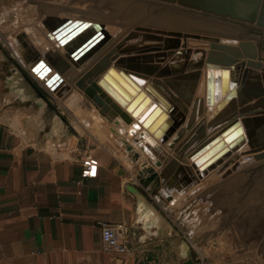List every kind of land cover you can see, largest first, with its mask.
<instances>
[{"label": "crops", "instance_id": "crops-1", "mask_svg": "<svg viewBox=\"0 0 264 264\" xmlns=\"http://www.w3.org/2000/svg\"><path fill=\"white\" fill-rule=\"evenodd\" d=\"M60 13L58 9L46 11L45 20L51 17L50 14L59 19ZM48 23L51 22L48 20ZM48 23L45 26L50 28ZM254 40L258 44V39ZM263 52L260 54L264 59ZM36 57L37 54L29 52L27 60L33 62ZM91 59L83 61L78 68L71 66L68 72L65 71L66 80L59 77L61 83L52 92L56 93V98L62 93L57 109L61 115L67 114L71 118L67 117V120L76 128L78 138L66 131L60 118L49 122L40 103L33 104V110L31 106H22L0 115V264H184L194 253L200 259L194 264H264V247L252 249L246 243V239L264 233V213L257 217L244 214L231 219L236 223L231 231L217 227V222L223 224L226 219L210 221V218H205L207 222L199 237L230 239V244L213 243L203 252L199 246L192 244L185 228L173 218L167 202L168 196L174 200V191L186 193L187 188L192 186L185 179L186 175H195L188 154V165L171 162L174 135L161 144L148 132L147 138L151 137L161 151L151 145L141 149L138 143H133V139L143 127L129 112L112 103L117 107V116L124 114L132 120L126 127L115 125L114 121L109 122L99 114V108L90 99L82 98V90L89 87V82L85 81L78 87L77 81L90 68ZM29 70L32 74L33 70ZM104 70L90 79L95 82ZM198 84L187 106L186 128L202 122L205 124L216 110L215 105L211 106L213 109L202 102L205 92L198 89ZM178 90L182 97L189 93L188 88ZM163 91L164 94L160 95L164 104L169 99L183 101L174 91L164 88ZM100 92L96 91V96L108 98L103 91ZM254 102L253 98L250 104ZM167 110L168 119L160 128L158 124L156 127L161 130V135L168 129V121L172 120L169 107ZM221 125L208 128L204 140L215 135ZM118 129L122 131L120 137L127 139L139 152L137 163L126 160L125 149L117 142ZM189 138L192 141L193 137ZM188 143L189 139H186V145ZM233 157L215 169L213 182L210 178L212 180L214 170L206 173L202 177L206 180L200 187L205 189L206 194L213 190V196L221 206L225 203L224 199L240 202L242 192L247 189L248 193L239 204V207L242 204L247 207L246 203H251L249 200L255 201L252 198L255 191L264 189V178L257 188L248 189L252 162L243 161L241 166H237L243 157L240 156L227 166ZM157 159L161 160L163 171L158 173L160 200L154 201L146 193L147 189L142 187L137 167L141 162H147L149 166ZM86 164L96 166L94 175L86 174ZM180 166L184 168L182 173H178ZM160 168L155 167L156 171ZM263 196L261 199H264ZM99 221L126 226L121 237L126 243V252L117 253L104 246Z\"/></svg>", "mask_w": 264, "mask_h": 264}, {"label": "bare ground", "instance_id": "bare-ground-1", "mask_svg": "<svg viewBox=\"0 0 264 264\" xmlns=\"http://www.w3.org/2000/svg\"><path fill=\"white\" fill-rule=\"evenodd\" d=\"M121 2H122V0H121ZM139 3L147 4L148 6L162 7L167 11H171L172 13L177 11V12H179V15L181 14L180 17L185 16L186 18L190 17L192 19H197V20H198V18L210 20L211 22L216 23L218 25H223V26H219L218 28H221V30H224L227 32L226 35H228V36H226V37L231 36L232 38L223 39L220 36H212L209 34H205V35L196 34L195 35V34L187 33L185 30H184L185 32L181 31V30L174 32L173 37H168V36L156 34V33H162V34L165 33L163 31L164 27H161L160 25H159L160 26L159 27L156 25L157 19H155V18L153 19V17H151L150 20H148L147 22H143V20L140 21V19H138V20L135 19V18H138V16L142 18V16H140V9L138 6ZM107 4H111L118 11V13L113 14L114 16L112 18L114 20L113 19L106 20L105 18H103V16H105L103 14V11H105V10H103L101 12L103 14L101 17L100 16H98V18L93 17L96 20H93L92 18L88 19V18H83V17L82 18L65 17V19H57L56 17H52V15L50 14L51 17H49L48 19H49V22H51V23L49 24L47 22L49 24L50 28L47 32L45 31V33H46L45 36L40 37V39H39V38H37V35H36V34L39 35V33H35V35H34V33H31L32 35H34L33 41H31V39L29 40L28 37L26 36V38L28 39V41H26V43H27L26 52H28V53L23 52L22 55H20V56L18 55V58L21 60L22 63L25 62L29 69H31V67L38 60L43 59L45 61L51 57L52 58L53 57L54 58L59 57V58H62L63 60H65L66 62H69L70 63V69L72 68L71 66H73L74 68H78V66L83 61L93 58V59H91V62H90L91 63L90 68L87 70V72H85V74L80 76L79 80H82V82L80 83V85L78 87H81L82 83H84L85 81H88L89 86H91L93 80H91L90 78H92V75H96L104 69H105L104 73L107 72L109 68H112L116 72H119L120 70H122L124 73H126L127 76H129L130 73L133 74L134 76L137 77L139 83L136 82L135 80H133V81L136 83V85L141 90H143L145 92L146 95L149 96L150 100H153L156 103V105H159L163 109V111L167 110L168 107L171 110V112L169 111L170 112L169 115L171 116L172 120L170 119L168 121V124H169L168 129L165 130L164 134H162V135L160 134L157 137L158 140H160V143L164 144V143H166L167 139H170L173 135H175L176 131L184 124L185 119H186L187 106L190 105V99L192 98L191 95L194 91V88L197 86L198 81H199L198 85H201V82H202V86H201V89L203 90L202 93L205 92V72H206L207 66H206L205 62L203 63V65L200 64V61H202V60L204 61V59H206V57L208 56L209 52H212L211 54L214 56H217V57H224L225 55L230 56V57L233 56V53L230 54L228 51L226 52V51L221 50V49L211 48V44L218 42L221 44L236 46L238 44L239 40L247 39L245 36H243V34L241 32L242 31L247 32L248 30H245V31L241 30V32H239L238 29H236L237 28L236 24H234L233 22H231L229 20L219 19L217 17L204 14V13L197 11V10L184 8L180 5H171V4H167V3L165 4V3L157 2L154 0H123L122 3H120L118 0H108ZM109 6H108V9L110 8ZM130 7H132V8H130ZM133 12H134V14H132ZM118 16H121V17L118 18ZM31 18H33V16ZM67 20H69V21L77 20V21L92 22V23L97 22V23H100L102 25V29H101V33H100V35L103 36L102 39L95 45V48L92 50V53L89 56H87L85 59H83L81 62H78L77 65L72 64L68 59H66L67 49L72 47L77 41H79L83 37H85L86 34L88 33V29L84 30L80 35L75 37V39L70 41L68 44L61 46L58 43V41L56 40V38L54 37V35H52L51 31L57 25H59L60 22L67 21ZM177 20L184 22V21H182L183 19L181 20L180 18H177ZM120 21H121V23H117ZM181 22H180V24H182ZM106 23H108V25H106ZM120 25H123V28H120L119 27ZM119 29H123V30L119 31ZM169 32L167 30V33H169ZM211 33L216 34V35H220L219 33H214V31ZM169 35H172V34H169ZM181 35H182V37L186 36V38H185L186 41L184 40L186 46L188 45V43L190 41H194L196 43L198 42L196 44L198 46H195L194 49L186 47V46L183 47L182 46V40L180 38ZM28 36H30V35H28ZM112 36H115V37H112ZM221 36H222V34H221ZM166 51H170L169 54L167 55V57H165ZM29 52L37 54L38 58L34 62H28V60H27L28 56H29ZM164 58H166V61H168V62L164 63L163 62ZM261 59H262V62H264V59L263 58H261ZM244 60H245V58H244ZM169 61H171V62H169ZM241 61H243V59H239L238 63L240 64ZM160 62H163V64H158ZM105 63H106V65L104 66L103 64H105ZM131 65L137 66L139 68V71L137 72L135 70L129 69L128 66H131ZM117 66L122 68V69L118 68ZM95 67H98L99 69L98 70L96 69V71L93 72L92 69ZM262 70L264 71V69H253L252 70L253 71L252 73L260 75V77H258V78H253V76L250 77V72L248 70L245 73V75L244 74L240 75L239 81H241V83L245 82L244 86H245V89H247V88H249L248 83L249 82L253 83L252 80H255L256 81L255 83L260 84V86L264 89V76L262 74ZM55 71L56 70H55L54 66H52V67H50V71L45 73L43 76L38 77L34 73H32V76L40 84L45 85L47 83V85L51 86L52 89L57 90L56 87H58V85L61 83V80L59 79V77L65 79L64 74H66V72H68L69 69H68V71L63 72L62 74L61 73L59 74ZM15 72L16 73L14 74V77H13V85L18 88V93H20L24 89H23V84L19 82L18 74H20V70L17 66L15 68ZM54 72L56 73L57 78L54 77L55 76ZM104 73L102 72V75L99 76L97 78V80L101 79L103 77ZM67 74H69V73H67ZM51 77H53L52 80H50ZM48 79L50 81H48ZM79 80L77 82H79ZM97 80L95 81L97 84V87L94 88L95 90L92 93H90V92L85 93V90L87 88L82 90V93H83L82 98L90 99L97 107L99 106L98 103H100L102 106H106L109 111L111 110L115 113H116L115 110L117 109V107L113 104H116V105L122 107V109H123L124 106L121 105L120 102L113 95H111L101 85H99ZM239 81H238V83H239ZM259 81H262V82H259ZM182 85H185V87L189 89V93L185 97L184 96L182 97V95H180V91L178 90L182 87ZM64 88H65V90H67L66 87H64ZM163 88L168 90V91H170V90L174 91L179 96H181L183 101H180L178 99H173V100L169 99L168 102H166L164 104V100H162L161 95H160V94H164ZM46 89H48V88L46 87ZM146 89H148L149 92H147ZM182 90H184V89H182ZM96 91L97 92L103 91L106 94V96H108V98H105L104 95H102L104 98H101L100 96L99 97L96 96V93H95ZM170 93L172 94V92H170ZM246 94H250L249 90H247V92L245 93V95H244L245 97L242 94V97H244L245 101L242 104H240V98L236 92V96L234 98L228 99V101L225 103L224 106L219 108L217 111L215 110V112L213 111L214 115L211 117L210 120H207L205 122V124H204V122L199 123L190 129L189 135L193 137L192 141H197V140L204 138V135L206 134L205 133L206 129H208V128L216 125V124L222 123L220 128H218L219 130H217L218 132L213 136L206 137L205 140H203L201 142V144H199L193 150L192 154L196 150H198V148L200 146L206 144L208 141H210L215 136H217L221 131L226 129L230 125V123L232 122V119H233L232 116L236 115V113L239 114L241 108H246V107L252 105V104H250V101L253 98L250 99ZM61 96H62V93L59 95V97H61ZM132 97H133V95H132ZM204 97H205V95H204ZM263 97H264V94L262 96H258L256 98H254L255 102H257L260 99H263ZM95 99L98 101L96 102ZM37 102L41 103L40 101H37ZM219 102L220 101L214 102L211 105H207V104H205V105L210 107V108H213L211 106L215 105L216 109H217L218 108L217 105ZM64 103L67 105L66 101ZM106 104H110L112 107L109 108V105H106ZM162 105L165 107V109L163 108ZM256 110H260V108H258ZM125 111L128 112L126 109H125ZM225 111H228V113L230 114V116H227V118H226L228 120L225 119V121H223V119H222L220 121L215 122V118L220 113H225ZM211 113H209V115ZM165 114H166V116L164 119H162V121H161L162 123L160 122L161 124L159 123L158 124L159 126L157 125L159 128L161 127V125H163L165 123L164 121H166L168 119V114L166 113V111H165ZM207 114H208V112H207ZM224 115L226 116L227 114H224ZM130 116H132L131 113H130ZM243 116H251L252 117L255 115L244 113ZM119 118L120 117L116 115V119H119ZM112 121H114V120H112ZM130 121H132V120H130ZM119 124H123L122 126L126 127V124L122 123L121 121ZM241 126H242V130H243V135H245L246 131H247V127L243 122H241ZM156 127H155V129H156ZM143 129H144V127H143ZM121 133H122V131H120L119 129L116 132V134L119 137H120ZM149 133H152V132H148V134ZM120 138H122V137H120ZM147 139L152 141V144H150L151 146H153L157 151H159V152L161 151L160 146H155V142L151 137H149ZM134 144H136V143H134ZM234 144H235V141L229 143L228 144V146L230 148L229 152L225 156H223L220 159H218L217 161H215L211 166L207 167L206 169H204L202 171L199 170V168L197 166H194L193 160L191 159L192 154H190V155L188 154V158H190V160H191V166H192L191 168L194 169V171H195L194 174L196 175V177L202 178L206 173H208L212 170H215L226 159H228L229 157H231L234 154L236 156L235 160L232 162L228 161L227 166L230 165L229 163H231V164L234 163L240 156H245V155L249 156V154L247 152L250 150V148L247 144V137L245 139V142L241 146L234 148L235 150L232 151L233 149H231V147ZM238 152H240V153L238 154ZM155 161L156 160H154V162ZM186 163H187V161H186ZM187 165H188V163H187ZM224 165H225V163L223 164V167H224ZM227 166H225V167H227ZM160 167H162V165ZM183 171H184V168L182 166H180L178 169V173H182ZM175 173H176V171H175ZM195 175L192 177L186 175V177H185L186 183L191 182L194 179ZM143 181L145 184H147L149 186L150 189H156V188L160 187V176H159V174L157 175V177L149 179V176L147 175V173L143 171ZM169 197L170 196H168V198Z\"/></svg>", "mask_w": 264, "mask_h": 264}, {"label": "water", "instance_id": "water-1", "mask_svg": "<svg viewBox=\"0 0 264 264\" xmlns=\"http://www.w3.org/2000/svg\"><path fill=\"white\" fill-rule=\"evenodd\" d=\"M161 3H167L171 5H180L184 8L200 11L204 14L217 17L219 19L229 20L236 25L242 27V30H249L250 27L257 29L259 32L264 33V0H154ZM49 20V19H48ZM48 20L44 21L47 25ZM88 29V33L81 40L77 41L72 47L67 49L66 59L72 64L77 65L87 56L92 53L95 45L102 39L101 29L102 25L97 22H82V21H62L52 31V35L56 38L61 46L68 44L75 39L84 30ZM211 48L221 49L228 51L233 56L217 57L212 55V52L208 53V56L204 61H200V64L206 63L207 69L205 72V97L202 102L207 105H211L214 102H218V108L216 111L225 105L228 99L234 98L236 92L240 98V104L244 100V95L249 90L250 94H246L250 99L262 96L264 89L258 83H248L249 88L245 89V82L239 81L240 75L249 70L250 77L258 78L260 75L252 73L253 69H264V62L260 58V50L258 44L254 39H241L236 46L226 45L221 43H212ZM231 51V52H230ZM38 57H36L37 59ZM48 58V57H47ZM245 58V60H244ZM35 59V60H36ZM239 59L243 61L238 63ZM34 60V61H35ZM33 61V62H34ZM49 63H48V62ZM102 63V62H101ZM54 66L57 73H63L70 68V63L66 62L62 58H48L47 60H38L31 69L38 77L43 76L50 71L51 65ZM104 66L106 65L103 64ZM226 67V68H225ZM19 68V67H18ZM129 69L139 71L137 66H128ZM98 70V67L92 69L93 72ZM20 70L21 83L23 89L21 92L24 95H28L32 98V101H40L41 109L44 112L47 120L50 122L56 117L60 118L62 125L67 132L72 133L75 137H79V133L70 124V122L60 114L57 107L52 104L41 92V90L34 84V82L27 76L25 72ZM264 76V71L262 70ZM87 75V74H86ZM57 75L55 73V76ZM53 77L50 78L52 80ZM48 79V81H50ZM139 83L136 76L133 74L126 75L122 70L119 72L109 68L107 72L103 74V77L98 80V84L101 85L106 91L113 95L124 108L134 116L135 120L144 127V129L133 139L134 143H138L141 149L145 150V146L152 144V141L147 139V132H152L155 137H158L161 133L160 129H155L162 119L165 118V111L153 100H150L149 96L141 90L136 83ZM239 81V83H238ZM82 80L77 82L80 85ZM238 84V85H237ZM97 87L96 82H92L85 93H92ZM147 92L148 89H146ZM242 94L244 97H242ZM133 95V97H132ZM226 95V96H225ZM223 97V98H222ZM247 97V98H248ZM97 102L98 100L95 99ZM99 104V114L105 117L108 121L114 120V124L120 123L128 124L129 118L120 114V118L116 119V113L109 111L106 106ZM163 106V105H162ZM165 109V107L163 106ZM260 108V110H256ZM244 113L254 114L255 116H243ZM224 114H227L226 116ZM230 116L228 111L220 113L216 118V121H220ZM232 122L230 125L221 131L217 136L208 141L206 144L200 146L192 155L194 166H197L199 170H204L211 166L215 161L225 156L229 152L228 144L235 141V144L231 147L234 148L241 146L247 137V144L250 150L247 152L251 156H245L243 161H259L264 159V97L263 99L254 102V104L241 108L239 114L232 116ZM228 120V119H226ZM214 121V120H213ZM243 122L247 131L243 135L241 126ZM212 123V122H211ZM166 138V137H165ZM142 141V143H141ZM117 142L124 147L126 152V160L131 163H137L140 159V154L133 146L124 138H117ZM142 146H141V144ZM231 151V152H232ZM154 153V152H153ZM156 155V154H155ZM236 156L230 160L234 161ZM155 165L160 167L162 162L160 159L155 161ZM238 166V163H237ZM236 168V166L234 167ZM138 178L142 187L147 189L148 193L152 192L147 184L143 181V171L147 173L150 178L157 177L158 172L153 169L152 166H147V162H141L137 167ZM189 181V180H188ZM189 183V182H188ZM200 261L197 258V254L194 253L193 257L187 260L184 264H194Z\"/></svg>", "mask_w": 264, "mask_h": 264}, {"label": "rangeland", "instance_id": "rangeland-1", "mask_svg": "<svg viewBox=\"0 0 264 264\" xmlns=\"http://www.w3.org/2000/svg\"><path fill=\"white\" fill-rule=\"evenodd\" d=\"M118 1L120 3L123 2V0L122 2L121 0ZM107 3L108 0H0V115L9 113L13 109L16 108L18 109L22 106H28V107L31 106V109L33 110L35 108L33 104L38 103L36 101H32V98H30L28 95H23L18 93V88L13 85V77L14 74L16 73L15 72L16 66L21 68L22 71L27 74V76L34 82V84L41 90L44 96L52 104H54L57 107V104L59 105L60 103V99H58V97L57 98L55 97L57 95L52 93L53 92L52 87L47 84H45L46 85L45 86L44 84H40L39 82H37L30 73L28 66L24 65L25 62L22 63L21 60L18 58V55L19 56L22 55L23 52L26 53V49H27L26 41H28V39L29 40L31 39V41H33L34 40L33 36L35 35V33H39V35L38 34L36 35L37 38L40 39V37L45 36L46 34L45 31L47 32L49 30V28H47L44 24L46 11L48 12L58 9V11L61 12L59 14L60 16H58L59 19H65V17H71V18L83 17L88 19L92 18L93 20H96L93 17L98 18V16L101 17L104 14L105 16H103V18L109 20V19H113L112 18L114 16L113 14L118 13V11L111 4H107ZM108 6L110 7L109 9ZM138 6L140 9V16H142V18L138 16V18H135L136 20L140 19V21L143 20V22H147L148 20H150L151 17H153V19L154 18L157 19V23H156L157 26L160 25L161 27H164L163 31L165 33L163 34L156 33V34L173 37L174 32H177L178 30L179 31L185 30L187 33H191L195 35L209 34L212 36H220L223 39L232 38L231 36L226 37L228 36L226 35L227 32L221 30V28H218L219 26H223V25H218L216 23L211 22L210 20L199 19V18L197 20V19H192L190 17L189 19L186 18L185 16H183L184 17L183 18L180 17L181 14L179 15V12L177 11L172 13L171 11H167L162 7L148 6L147 4H143V3L142 4L139 3ZM102 11L103 14L101 13ZM132 14H134V12ZM32 16L33 18H31ZM52 16L54 15L52 14ZM119 17L121 16H118V18ZM177 18H180L181 20L183 19L182 21L184 22L177 20ZM180 22L183 25L180 24ZM117 23H121V21ZM106 25H108V23H106ZM123 25H120L119 27L123 28ZM236 27H237L236 29H238V31L241 32L242 27L238 25H236ZM122 30L123 29H119V31ZM167 30L168 32L169 31L170 32L167 33ZM210 31L211 32L214 31V33H219L220 35L213 34ZM31 33H34V35H32ZM241 33L246 38L258 39L257 41H259L258 42L259 50L261 53L262 51H264V33H261L257 29L252 27H250V29L247 32L242 31ZM27 34L30 36H28ZM26 36L28 37V39L26 38ZM180 38L182 40V46L185 47L186 44L184 40L186 41L185 39L186 36L182 37L181 35ZM197 43L194 41H190L186 47L194 49L195 46H198L196 45ZM169 52L170 51H166L165 57H167ZM262 55H264V52ZM260 58H261V54H260ZM163 62L166 63L168 61H166V58H164ZM163 62H160L158 64H163ZM18 77H19V82L21 83L20 74H18ZM201 86H202V82L201 85H198L199 90H202ZM46 87L50 91L46 89ZM63 116L66 119L68 117L69 120H71V118L67 116V114H64ZM190 129L191 128L189 127L186 128V124L184 123L176 131L174 135V145H173L174 152L171 162L176 161L177 163V161H179V162H183V164H186V153L190 154L204 140L203 138L197 141H191V138H189ZM186 139H189V143L187 145H186ZM239 153L240 152H238V154ZM245 156H243L239 160L238 166H241V163L243 162V158ZM249 156L251 155L249 154ZM250 164H251L250 165L251 168L248 179L249 182L248 189H251L254 186H256L257 188V185L261 184L262 178H264V159L259 161L257 160L252 161V163ZM149 166H152L155 171H156L155 167L160 168L155 165L154 161L150 162ZM161 170L163 171V169L160 168V170L157 172L160 173ZM212 172H213L211 174L212 180L210 178L211 182L215 180L216 175L214 174H216L215 173L216 170ZM204 180L206 179L194 177V179L188 183V184L192 183V186L188 187L190 189L187 188L186 193H184V191H174L173 192L174 202L171 205H168L169 206L168 209H170L173 218L176 219V221L179 222L180 225L185 228L187 234L186 236L192 240V244H195V246H199L200 251L202 252L212 247L213 243H215L216 245H220V244L225 245V243H227V245L230 244V239H215L211 237L202 239L199 237L200 230L203 229V227L206 225L207 222L206 219L210 218V221L211 220L218 221L221 219H226V222L223 224L217 222L216 223L218 224L217 227H225L223 229H229L231 231V228H234V226H236V223L231 222V219L237 218L239 217V215H244V214H249L257 217L259 214L264 213V199H261L264 193V189L259 188L257 191H255L254 197H252L255 201L249 200V202L251 203H246L249 207L243 206V204L242 206L239 207V204H241L242 202L241 200L248 193V190L246 188H245L246 190L242 192L243 197L242 196L240 197L239 199L240 202L239 201L235 202L233 200L228 202L227 201L228 199L227 200L224 199L225 203L223 206H221L219 203H217L218 200L215 199V197L213 196L214 195L213 190L212 191L210 190V193L207 192L208 194H206L205 189L203 187H200L201 185L204 184L205 182ZM146 193L150 194V196L153 198L154 201H156L155 199L160 200L159 188L153 189V191L150 193H148V191L146 190ZM255 225L257 226V224ZM212 227L214 228V225ZM255 235H257L256 232ZM247 242L249 243L251 248L253 247L256 249L259 247H264V233H262L261 236H255L254 238L246 239V243Z\"/></svg>", "mask_w": 264, "mask_h": 264}, {"label": "built area", "instance_id": "built-area-1", "mask_svg": "<svg viewBox=\"0 0 264 264\" xmlns=\"http://www.w3.org/2000/svg\"><path fill=\"white\" fill-rule=\"evenodd\" d=\"M85 167L87 175L95 174V165L86 164ZM167 200L168 205L174 202L171 196ZM98 225L101 230L102 242L107 249L117 253H124L127 251L126 243L121 239L122 234L126 231V226L124 224L99 221Z\"/></svg>", "mask_w": 264, "mask_h": 264}, {"label": "flooded vegetation", "instance_id": "flooded-vegetation-1", "mask_svg": "<svg viewBox=\"0 0 264 264\" xmlns=\"http://www.w3.org/2000/svg\"><path fill=\"white\" fill-rule=\"evenodd\" d=\"M182 89H186L185 85H182V87L180 88V90H182Z\"/></svg>", "mask_w": 264, "mask_h": 264}]
</instances>
